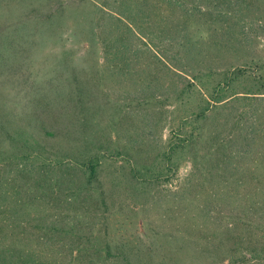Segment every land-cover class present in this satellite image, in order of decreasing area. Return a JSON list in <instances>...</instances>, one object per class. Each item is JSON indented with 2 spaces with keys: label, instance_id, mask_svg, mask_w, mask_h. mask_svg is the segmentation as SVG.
I'll use <instances>...</instances> for the list:
<instances>
[{
  "label": "rangeland",
  "instance_id": "1",
  "mask_svg": "<svg viewBox=\"0 0 264 264\" xmlns=\"http://www.w3.org/2000/svg\"><path fill=\"white\" fill-rule=\"evenodd\" d=\"M97 2L0 0V141L21 152L5 133L15 131L42 154L32 174L0 164L11 209L29 217L18 247L49 264H264V211L245 207L256 185L214 174L208 159L196 168L204 142L164 157L197 101L130 104L114 92ZM251 24L246 53L264 61V16ZM90 154L92 182L78 161Z\"/></svg>",
  "mask_w": 264,
  "mask_h": 264
},
{
  "label": "trees",
  "instance_id": "2",
  "mask_svg": "<svg viewBox=\"0 0 264 264\" xmlns=\"http://www.w3.org/2000/svg\"><path fill=\"white\" fill-rule=\"evenodd\" d=\"M99 5L104 14L96 27L114 92L130 104L197 101L178 130H171L164 157L172 161L204 142L208 153L194 151L195 167L208 159L214 174L241 185L251 180L252 196L258 197H247L245 207L264 211V61L246 53L249 40L242 38L250 36L254 17L264 16V0H99ZM242 85L244 92H235ZM5 133L23 150L14 153L1 140L0 164L11 165L14 174H32L42 154L31 138ZM210 152L226 156L217 160ZM99 160L94 154L78 160L89 182L97 177ZM12 179L0 176V264H49L37 258L39 249L18 247L24 236L18 228L29 217L11 209L8 192L1 190Z\"/></svg>",
  "mask_w": 264,
  "mask_h": 264
}]
</instances>
